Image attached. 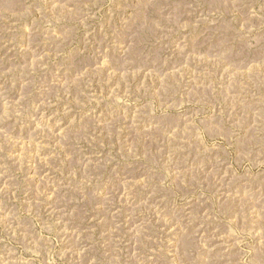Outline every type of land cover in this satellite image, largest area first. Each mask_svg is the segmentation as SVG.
<instances>
[{
  "label": "rangeland",
  "instance_id": "1",
  "mask_svg": "<svg viewBox=\"0 0 264 264\" xmlns=\"http://www.w3.org/2000/svg\"><path fill=\"white\" fill-rule=\"evenodd\" d=\"M0 264H264V0H0Z\"/></svg>",
  "mask_w": 264,
  "mask_h": 264
}]
</instances>
